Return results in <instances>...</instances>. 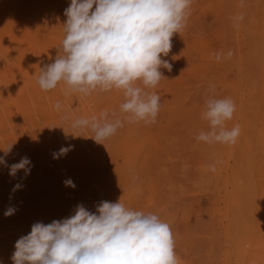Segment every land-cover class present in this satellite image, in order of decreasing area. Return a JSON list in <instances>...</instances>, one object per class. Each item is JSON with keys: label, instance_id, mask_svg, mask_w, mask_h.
Masks as SVG:
<instances>
[{"label": "rangeland", "instance_id": "obj_1", "mask_svg": "<svg viewBox=\"0 0 264 264\" xmlns=\"http://www.w3.org/2000/svg\"><path fill=\"white\" fill-rule=\"evenodd\" d=\"M70 2L0 0V149L12 144L0 156L8 165L32 163L26 178L0 165V264H13L15 242L34 223L119 199L169 224L178 264H264V0H191L185 26L161 56L172 70L161 67L164 78L149 89L161 97L152 124L125 119L120 90L85 95L63 82L40 89ZM229 50L232 57L217 62L213 53ZM210 96L234 102L226 127L239 125L235 143L197 140L209 130L202 114ZM105 110L123 126L104 144L89 128L71 127ZM69 178L75 188L64 185ZM9 207L16 211L5 216Z\"/></svg>", "mask_w": 264, "mask_h": 264}, {"label": "clouds", "instance_id": "obj_2", "mask_svg": "<svg viewBox=\"0 0 264 264\" xmlns=\"http://www.w3.org/2000/svg\"><path fill=\"white\" fill-rule=\"evenodd\" d=\"M190 4L191 0H71L64 10L67 19L59 54L53 63L40 68V89L50 91L63 82L85 95L98 89L120 90L124 96L120 110L129 123H155L161 97L149 89L164 78L161 67L172 70L161 56L169 54L173 35L185 26ZM213 55L220 62L222 57L230 59L233 52ZM54 107L59 109L60 104ZM234 112L230 98L210 96L202 114L209 130L200 132L197 140L235 143L239 125L226 127ZM122 126V120L109 119L106 110L99 117L77 118L71 124L73 129L89 128L97 143ZM11 148L12 144L0 150L7 156ZM71 150V145L61 147L52 154L53 159ZM0 165L8 167L13 178L21 170L26 178L32 167L28 157L8 165L0 156ZM63 183L75 188L70 178ZM21 187L18 183L12 191ZM15 211L9 207L4 215ZM14 247L13 264H178L169 224L156 214L129 209L120 199L99 202L95 212L78 204L66 218L48 224L36 222Z\"/></svg>", "mask_w": 264, "mask_h": 264}, {"label": "bare ground", "instance_id": "obj_3", "mask_svg": "<svg viewBox=\"0 0 264 264\" xmlns=\"http://www.w3.org/2000/svg\"><path fill=\"white\" fill-rule=\"evenodd\" d=\"M13 2V1H12ZM6 6V5H5ZM25 27H28V26H26L25 25ZM29 28V27H28ZM22 29V28H21ZM41 37V36H40ZM23 43V42H22ZM32 44V43H31ZM25 45V44H24ZM33 45V44H32ZM33 46H35V45H33ZM37 47V46H36ZM35 48V47H34ZM11 229V228H10ZM9 232V231H8ZM9 257V256H8ZM4 259V258H3Z\"/></svg>", "mask_w": 264, "mask_h": 264}]
</instances>
